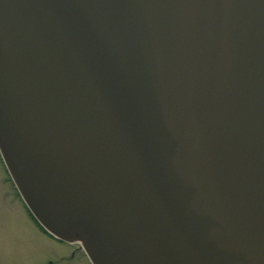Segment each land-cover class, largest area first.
<instances>
[{
	"label": "water",
	"instance_id": "95a60500",
	"mask_svg": "<svg viewBox=\"0 0 264 264\" xmlns=\"http://www.w3.org/2000/svg\"><path fill=\"white\" fill-rule=\"evenodd\" d=\"M0 156L91 264H264V0H0Z\"/></svg>",
	"mask_w": 264,
	"mask_h": 264
},
{
	"label": "rangeland",
	"instance_id": "374dc122",
	"mask_svg": "<svg viewBox=\"0 0 264 264\" xmlns=\"http://www.w3.org/2000/svg\"><path fill=\"white\" fill-rule=\"evenodd\" d=\"M5 171L0 164V264H87L71 256V246L49 241L29 221L24 209L4 183ZM11 216V217H10ZM48 240L49 242H47ZM70 251V252H69Z\"/></svg>",
	"mask_w": 264,
	"mask_h": 264
},
{
	"label": "flooded vegetation",
	"instance_id": "af4514ba",
	"mask_svg": "<svg viewBox=\"0 0 264 264\" xmlns=\"http://www.w3.org/2000/svg\"><path fill=\"white\" fill-rule=\"evenodd\" d=\"M3 180H4V183L7 185V189H9L10 192H11V194H12V196L15 197V194H14V191H13L12 184H11V182L9 181L8 177L5 176ZM49 240H50L51 242H54V243L57 244V245H62V244H63V243L58 242V241H55V240H51V239H49ZM63 245H65V244H63ZM65 246L68 247V245H65ZM69 246H71V247L74 249V250L71 252V256H69V257H65V256H63V257H61L60 260H63L64 258H66V259L69 258V261H70L71 259L76 258V252H77V251H80L81 256H79V259H76V261H84V260H85V261L87 262L85 256L83 255L81 249H80L78 246H75V245H69ZM69 252H70V251H69ZM48 264H52V263L49 262ZM87 264H88V263H87Z\"/></svg>",
	"mask_w": 264,
	"mask_h": 264
},
{
	"label": "bare ground",
	"instance_id": "6f19581e",
	"mask_svg": "<svg viewBox=\"0 0 264 264\" xmlns=\"http://www.w3.org/2000/svg\"><path fill=\"white\" fill-rule=\"evenodd\" d=\"M0 164H1V166L5 169V171H6V173H7V175H8V177L10 178V179H12L11 178V176H10V174H9V172H8V170H7V168H6V166H5V164H4V162H3V160L1 159V156H0ZM19 193V192H18ZM19 195H20V193H19ZM20 197H21V195H20ZM20 197L18 196V199H19V201L21 202V199H20ZM22 198V197H21ZM22 201H23V203H24V205H25V207L27 208V210H29V208L26 206V204H25V202H24V200L22 199ZM11 217V216H10ZM33 223L38 227V228H40L41 230H43V231H45V232H47V233H49V231L48 230H46L40 223H39V221L38 220H34L33 221ZM50 234V233H49ZM45 237V236H44ZM46 239H48L47 237H45ZM49 240V239H48ZM48 240H46L47 242H49ZM60 246H62V245H60ZM89 263H90V261H89ZM91 264V263H90Z\"/></svg>",
	"mask_w": 264,
	"mask_h": 264
}]
</instances>
